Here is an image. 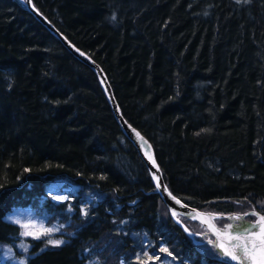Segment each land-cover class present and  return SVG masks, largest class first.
I'll list each match as a JSON object with an SVG mask.
<instances>
[{"label": "trees", "instance_id": "trees-1", "mask_svg": "<svg viewBox=\"0 0 264 264\" xmlns=\"http://www.w3.org/2000/svg\"><path fill=\"white\" fill-rule=\"evenodd\" d=\"M31 1L102 69L173 196L218 215L243 214L240 203L264 214V0ZM58 180L69 189L56 202ZM27 207L61 219V244L6 220ZM144 238L179 264H228L171 218L96 73L0 0V244L18 255L25 242V264H89L92 252L133 264Z\"/></svg>", "mask_w": 264, "mask_h": 264}, {"label": "water", "instance_id": "water-1", "mask_svg": "<svg viewBox=\"0 0 264 264\" xmlns=\"http://www.w3.org/2000/svg\"><path fill=\"white\" fill-rule=\"evenodd\" d=\"M16 1L19 2L26 10L31 12L35 16V18L39 22H41L56 38H58L74 56H76L79 60L88 65L96 73L123 135L134 145L139 155L145 162L150 177L156 187V190L160 194L162 201L166 205L171 218L178 225H180V227H182V229L192 238L193 233L196 234V236H198L199 234L190 231L177 215H180L190 221L197 222L198 224H200L202 227L205 228L206 236L210 235L213 237V239L208 238L206 242L214 247V249L220 256V259L228 264H239L238 261H234L229 256H226L223 250L216 246V243H226V241L222 237L218 239L217 235L209 228V224L214 225L217 230L232 232V230L227 229V225H240L241 228H243L246 225L255 223V221L257 220V216L254 221L244 220L240 221V223L238 224H235L233 223V221L230 220L231 215H221L222 217L230 221L224 224L223 227H219L213 220V215L211 213L189 207L184 204L181 200L173 196L164 183V180L161 175V170L155 160L151 144L137 129L131 126L128 122H126V120L121 115V111L116 103L111 87L102 69L89 56H87L84 52L72 45L61 33H59V31H57V29H55V27L41 13H39V11L32 4L31 0H24V3H21L20 0ZM153 160L155 161V165L153 164ZM173 197H175V199H173ZM177 200L180 203H177ZM173 212H175L176 215H173ZM202 219L208 221V223H202ZM232 234H234V232H232ZM243 264H249V262L244 261Z\"/></svg>", "mask_w": 264, "mask_h": 264}, {"label": "rangeland", "instance_id": "rangeland-1", "mask_svg": "<svg viewBox=\"0 0 264 264\" xmlns=\"http://www.w3.org/2000/svg\"><path fill=\"white\" fill-rule=\"evenodd\" d=\"M49 189H50L49 195H50L51 200L59 202V201H64L68 199V196L66 195L65 192L67 189H69V187L66 186L65 183L60 182L59 180L55 181L54 183L51 184ZM246 208L252 209L248 207V205H246L245 203H240L238 205V209L244 210L241 212L245 214H247L248 211H251V210H247ZM211 214L213 215V220L216 222V224L219 227L220 226L223 227L224 224H226L225 220H228V219H225L224 217L218 214H213V213ZM177 216L180 217L181 219H186L180 215H177ZM237 216L242 218V215H233V214L231 215L230 218L237 217ZM6 220L17 224L21 229V233L23 237L33 238V235H25V233H29V232L34 233V234H40L39 239L46 241L48 245L50 246H55L53 243H50V241L63 242L64 240V238L60 235L63 233L62 228L65 227L63 226V222L61 221V219L60 218L50 219L47 213H44L42 211L38 212L34 210L32 207L14 208L11 212H9L6 215ZM230 220L233 221L234 223H240L241 219L240 220L230 219ZM195 223L189 222L188 224L189 227L193 230V232L197 231V233L199 234L198 236H196V234L193 233V237L195 236L196 238H199V237H203L204 235H206L205 233H203L204 231H202V228L204 227H202L197 222ZM197 224L199 226H197ZM22 225H29V227L25 228V227H22ZM45 230H51L50 234H44ZM33 239H36V238H33ZM141 241H142L141 243L142 249L140 247L138 252L135 253L134 257L136 260H135V263L133 264H179L178 258H176L174 254L170 253L169 249L164 244L160 243L155 249L152 247V244L148 242L146 238L142 239ZM24 243L25 242L23 241L17 243V248L19 251L18 255H15L14 252H12L13 251L12 249L11 251L9 248L4 247L2 246V244H0L1 245L0 246V264H25L26 258L28 255V247ZM202 243L204 242L199 241V243L197 244L201 245ZM162 248H166L168 250L167 253L161 251ZM91 254H92V257H91L89 264H101L100 261L96 259L95 252H92ZM113 263H115L114 259H113ZM118 264H125V263L123 262V260H120L119 258Z\"/></svg>", "mask_w": 264, "mask_h": 264}, {"label": "snow or ice", "instance_id": "snow-or-ice-1", "mask_svg": "<svg viewBox=\"0 0 264 264\" xmlns=\"http://www.w3.org/2000/svg\"><path fill=\"white\" fill-rule=\"evenodd\" d=\"M153 164L155 165L154 160ZM173 199H175V197H173ZM176 202L180 203L178 200ZM251 214L257 216V220L253 224L246 225L243 228H241L240 225H227V229L232 230L234 234H232V232L217 230L212 224H209V228L217 235L218 239L222 237L226 241V243H216V246L221 248L224 254L229 256L232 260L238 261L239 264H243L244 261H248L249 264H264V214L257 212ZM173 215H176V213L173 212ZM230 219L240 220L242 218L237 216ZM201 222L208 223V221L203 219ZM22 227L27 228L29 225H22ZM50 232L51 230H45L44 234H50ZM25 235H33V238L36 239L40 238V234L31 232L25 233ZM50 243L58 246L62 242L50 241ZM161 251L167 253L168 250L162 248Z\"/></svg>", "mask_w": 264, "mask_h": 264}, {"label": "flooded vegetation", "instance_id": "flooded-vegetation-1", "mask_svg": "<svg viewBox=\"0 0 264 264\" xmlns=\"http://www.w3.org/2000/svg\"><path fill=\"white\" fill-rule=\"evenodd\" d=\"M253 216V217H252ZM256 219V216H254V215H252V214H250V216L249 215H246L243 219H241L240 221H244V220H246V221H254ZM226 222L225 223H227V222H229L230 220H225ZM234 223V222H233ZM235 224H238V223H235ZM220 227H222V226H220ZM202 231H204L203 233H206V230H205V228H204V230H202ZM203 233H201V234H203ZM208 237H210L211 239H213V237L212 236H206V235H204L203 237H199V238H201L202 240H204L205 242H206V240L208 239ZM207 243V242H206Z\"/></svg>", "mask_w": 264, "mask_h": 264}, {"label": "bare ground", "instance_id": "bare-ground-1", "mask_svg": "<svg viewBox=\"0 0 264 264\" xmlns=\"http://www.w3.org/2000/svg\"><path fill=\"white\" fill-rule=\"evenodd\" d=\"M21 1V3H24V0H20ZM19 3V2H18ZM73 45V44H72ZM124 118V117H123ZM127 122V121H126ZM131 125V124H130ZM132 126V125H131ZM161 175H162V172H161ZM163 178V177H162ZM253 212H257V211H250V212H248L247 213V215H250L251 213H253ZM258 213V212H257ZM234 215H242V219L246 216V214L245 213H243V214H234ZM209 239H211L210 237H208ZM212 246V245H211Z\"/></svg>", "mask_w": 264, "mask_h": 264}]
</instances>
